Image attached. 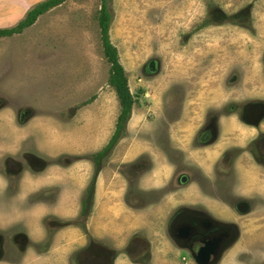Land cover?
<instances>
[{"label": "rangeland", "instance_id": "1", "mask_svg": "<svg viewBox=\"0 0 264 264\" xmlns=\"http://www.w3.org/2000/svg\"><path fill=\"white\" fill-rule=\"evenodd\" d=\"M108 7L112 15L108 37L127 79L133 100L132 120L141 126L140 142L156 144L162 155L180 166L171 172L165 187L144 191L138 175L147 169V157L141 154L133 161L119 164L123 177L119 176V180L125 184L123 199L132 209H140L165 188H174L188 171L181 168L182 163L176 158L177 147L172 143L176 137L187 134L184 128L196 126L190 146L222 140L223 122L213 135L205 131L209 124L204 122L205 118L221 117L229 105L239 108L242 102L253 99L264 103V0H110ZM98 8V0H64L39 17L21 37L0 39V82L3 86L8 75L19 89V98H10L12 104L25 101L42 110L60 108V116L66 118L80 99L93 97L102 90L114 94L107 84L109 62L102 53L96 20ZM209 8L218 9L225 15L220 17L224 20L212 21L209 17L210 24L202 23ZM72 99L76 102L65 105ZM192 107L197 110L187 111ZM187 112L194 113L190 117L197 116L194 121L187 120ZM181 117L184 123L179 122ZM173 120L176 122L170 124ZM261 122L258 128L263 130L262 140L260 145L255 142L253 153L264 161V119ZM248 130L236 131V138H241L239 143L219 151L214 170L199 177L203 191L219 196L229 204L227 210L234 213L249 208L251 203L235 200L228 189L237 175L231 163L236 159L249 165L254 163L246 149L257 132ZM127 137L129 141L137 139L132 131ZM105 158L100 166L106 165ZM191 171L197 175L199 169ZM91 202L88 201V213ZM182 210L191 217L199 215L213 220L214 225H226L234 233L237 230L235 223L215 218L208 207L197 204L171 212L163 220L157 217L150 231L135 232L129 237L126 233L116 247L111 238L93 239L87 234L82 216L75 221L47 216L43 218L45 236L32 246V251L43 252L60 226L77 224L86 233L87 246L71 253L67 264H193L190 254L178 250L171 237L178 223L175 217ZM0 239V264L17 263L26 243L29 244L20 229L0 231ZM226 258L225 254L223 260ZM231 258L234 256L229 258L233 261Z\"/></svg>", "mask_w": 264, "mask_h": 264}, {"label": "crops", "instance_id": "2", "mask_svg": "<svg viewBox=\"0 0 264 264\" xmlns=\"http://www.w3.org/2000/svg\"><path fill=\"white\" fill-rule=\"evenodd\" d=\"M38 1L0 0V29L15 25ZM55 7L38 15L21 32L0 36V39L23 35L39 17ZM0 90V231L20 229L29 242L19 261L13 264H67L71 253L87 246L86 233L93 239L111 238L117 247L126 233L129 237L135 232L150 231L157 223V217L163 220L171 212L197 204L208 207L215 218L236 224L237 239L226 250L227 258L221 264H239L229 258L244 253L245 249L259 252L264 248V169L237 159L233 163L237 175L236 181L228 186L229 192L237 198L235 200L251 201L249 208L238 213L227 210L229 204L219 196L205 193L199 181V177L208 176L210 170H214L219 151L239 143L241 138H236V131H249L233 118H218L215 126L206 128L205 131L214 135L223 122L224 137L203 141L201 145L193 143L190 146L196 126L184 128L187 134L180 135L183 136L180 139L176 137V142L173 140L172 143L177 147L176 158L182 163L181 168H188L185 176H180L174 188H165L140 209H132L125 203V184L119 180V164L133 161L141 154L147 157L148 167L138 175V183L144 191L165 187L174 169L180 168L162 155L156 144L140 142L141 126H137V120H132L131 105L124 136L117 140L105 158L107 166H100L95 176L91 208L83 222L86 233L77 224L60 226L52 233L49 246L43 252L33 253L32 246L45 236L43 218L51 216L62 221H75L79 217L82 194L93 167L86 156L106 144L113 133L120 106L114 90L113 95L102 90L93 97L80 99L79 105L62 118L60 108L42 110L25 101L12 104L10 98H19V89L8 75L3 86L0 82ZM75 102L76 99H72L65 105ZM192 108L187 111L197 110ZM190 114L194 113L185 114L187 120L194 121L197 116L190 117ZM183 120L181 117L179 122L184 123ZM172 122L176 121H170V124ZM131 131L137 139L129 141L127 135ZM184 145L187 147L183 148ZM110 164L114 167L110 168ZM191 168L199 169L198 174H193Z\"/></svg>", "mask_w": 264, "mask_h": 264}, {"label": "flooded vegetation", "instance_id": "3", "mask_svg": "<svg viewBox=\"0 0 264 264\" xmlns=\"http://www.w3.org/2000/svg\"><path fill=\"white\" fill-rule=\"evenodd\" d=\"M207 10L209 15L202 23L210 24V21H214L215 19H218V22L219 20H224L220 17H224L225 15L218 9L209 8ZM213 24L216 25L217 23ZM221 115V117L220 115H217L216 117L205 118L204 122L205 120L206 122H209L206 128L209 130V127L215 126L218 118L223 119L224 117H233L237 123L242 124L249 129L256 130L257 134L249 140V146L246 151L249 153L253 162L264 169V161H261V159L253 153L255 151V142L258 141V144L260 145V141L262 140L261 137L263 130L258 127L260 126V122L264 119V103L259 99H253L247 102H242V105L239 108H236L234 104L229 105L226 112H222ZM231 165H233V162ZM186 213L187 211L182 210L181 213L175 217V219L177 218L178 223L175 224L171 237L177 243V249H182L189 253L191 260L194 262L193 264H221L226 250H228L231 244L237 239L236 231L234 233L229 227L226 228V225H214L213 220H210L213 223L211 224L206 217L199 215H197V217H191ZM258 251L259 252H251L250 250L245 249L244 253L234 256V261L239 264H264V248ZM206 254L208 258L205 260ZM181 258L183 259V257ZM203 261L205 262L201 263Z\"/></svg>", "mask_w": 264, "mask_h": 264}, {"label": "trees", "instance_id": "4", "mask_svg": "<svg viewBox=\"0 0 264 264\" xmlns=\"http://www.w3.org/2000/svg\"><path fill=\"white\" fill-rule=\"evenodd\" d=\"M64 0H40L30 7L24 17L19 20L15 25L9 28L0 29V36H10L14 33H19L23 28L31 25L38 15L44 13L48 9L59 5ZM99 8L97 13V26L100 34V41L102 46V53L107 62H109V73L107 77V84L113 87L119 102V113L116 118L115 127L110 138L106 144L98 151L93 152L86 157L91 160L93 164V173L89 179L87 187L84 190L83 197L81 198L80 214L85 218L88 213L89 204L92 199V192L94 187V180L96 173L101 165L102 160L108 155L117 140L122 136L125 123L130 115L131 105L133 100L127 86V79L121 64L117 60V54L114 46L110 43L108 37V29L111 21V13L108 4L110 0H98ZM90 206V205H89ZM84 230V229H83Z\"/></svg>", "mask_w": 264, "mask_h": 264}, {"label": "water", "instance_id": "5", "mask_svg": "<svg viewBox=\"0 0 264 264\" xmlns=\"http://www.w3.org/2000/svg\"><path fill=\"white\" fill-rule=\"evenodd\" d=\"M208 258L207 254L205 255V260ZM196 259H197V256H196ZM205 261L201 262V263H204Z\"/></svg>", "mask_w": 264, "mask_h": 264}]
</instances>
